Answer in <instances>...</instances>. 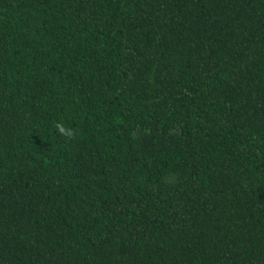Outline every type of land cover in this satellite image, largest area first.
<instances>
[{
  "label": "trees",
  "instance_id": "1",
  "mask_svg": "<svg viewBox=\"0 0 264 264\" xmlns=\"http://www.w3.org/2000/svg\"><path fill=\"white\" fill-rule=\"evenodd\" d=\"M0 264H264V0H0Z\"/></svg>",
  "mask_w": 264,
  "mask_h": 264
},
{
  "label": "clouds",
  "instance_id": "2",
  "mask_svg": "<svg viewBox=\"0 0 264 264\" xmlns=\"http://www.w3.org/2000/svg\"><path fill=\"white\" fill-rule=\"evenodd\" d=\"M56 131L66 137H73L75 135V130L71 127H66L62 121L55 122Z\"/></svg>",
  "mask_w": 264,
  "mask_h": 264
}]
</instances>
